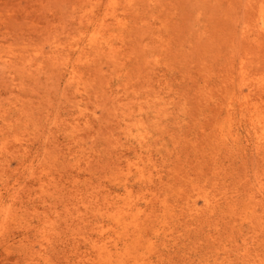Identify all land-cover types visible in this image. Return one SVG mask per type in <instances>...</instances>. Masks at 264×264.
<instances>
[{
	"label": "bare ground",
	"instance_id": "6f19581e",
	"mask_svg": "<svg viewBox=\"0 0 264 264\" xmlns=\"http://www.w3.org/2000/svg\"><path fill=\"white\" fill-rule=\"evenodd\" d=\"M258 1L257 8L255 6L253 8L256 10L254 13L257 17L250 11L254 18L252 15L250 16L253 19L257 18V25H253L258 27V29L254 28L257 35L252 29L253 26L251 29L256 35L255 39L258 37L263 39L264 0ZM167 3V0H76L75 4L71 2L74 4L73 13L69 15L68 9L65 11H68L67 14L69 13V16H65L66 19H70L64 21L67 22L64 27L62 25V28L57 31L55 27L52 30V27V32L46 28L47 31H42L45 33L39 32L40 36H36L35 33V36L40 38V41L35 43L33 41L30 43L33 37H29L28 39L31 38L29 41L25 38L29 35L24 29L26 32L23 36L17 37L19 34H16L18 42L23 43L21 40L23 37L25 40L20 49L19 46H15L13 49L6 50L5 54L4 50H1L3 54L0 53V65L8 68V74L11 77L8 80L9 83H7L9 77L2 78L7 86L4 87V90L0 88L2 89L0 90V242L1 244L6 243L8 249L16 244L23 248L22 251L18 250L21 257L17 256L23 260L17 259L16 264H41V259H46L45 261L49 264L52 263V253L62 246L61 243L57 246L56 242L66 234L65 230L69 231L66 234L69 235V238L65 235L67 241L62 242V248H58L63 250L64 257L59 256L61 251L57 252L59 259L62 258L60 263L64 259L61 264H160L161 261L168 259H198L199 263L200 259H207L205 260L207 262L208 259H213L211 260L213 264H264V71H261L256 64L254 65L252 53L249 50L252 48H245L246 45L249 46L250 39L248 40L249 44H246L248 42L244 40L249 34L246 32H250L249 36H253V34L251 29L246 32L242 31L246 36L242 37L241 34V39L243 38L241 43L238 38L240 34L231 31V34L236 33L237 39H234L235 35L231 36L228 33L231 37L228 36L227 40L233 38L236 44L245 45L244 48L249 52H245V49L238 50L237 46L233 45L238 51L234 49L231 53L233 48L228 42L229 47L226 50H229V54H231L230 60L225 58L228 64L221 65V61L218 63L212 59L213 62L220 64L217 66H220L221 69L224 66L227 67L228 73L227 75L221 74L222 77L224 75L222 84L220 82V86L216 85L220 92H214L217 89L215 87L204 86L205 82L204 90L201 89L202 87L198 88L199 91L202 90V93L207 92L203 93L205 97L201 92L203 96H198L201 97L198 101L204 108H202L203 111L201 110L202 119L196 120L198 115L192 116L194 119L196 118L193 119L195 122L192 120L193 123L199 122L195 127L185 124L189 120H185L184 123L185 126H188L186 129L188 132L191 130L189 127L195 128L197 131L192 132L193 138L189 136V139H193L194 149L188 145L192 144V139L189 143L186 130H183L184 133L181 130L184 129L183 126L179 128L181 130L179 134L183 133L181 138L178 135L179 137L176 138L179 139H174L177 136L174 134V137H169L176 140H171L174 142L171 147L172 145H168V142H164L166 141L164 135L168 134L167 130L171 133L170 129L172 128L168 129L167 125L171 122L167 124V118L168 116L173 117L172 120L174 118L179 120V118L170 112L177 110L168 108L170 111L167 112V95L169 94L167 88L171 86L167 84V68H169L167 58L171 57L170 60L173 58L175 59L172 61L176 60L179 56V54L176 55L179 53L176 52V47L180 41L173 39V42H178L176 50L174 49L175 54L173 58L169 53L167 55V49L170 50V46L167 47V9L169 8ZM174 3L176 6L172 3L173 10L178 4ZM68 6L70 7L69 4L66 7ZM204 8L208 9L199 7V10ZM248 9L250 10V8ZM168 13L170 12L168 11ZM203 14L207 13H200L202 16ZM209 14L206 16L211 17ZM171 15L169 16L172 20L173 14ZM179 17L181 18V16ZM29 18L32 19V17ZM208 19L202 18L204 21ZM180 20L182 21V19ZM211 20L213 18L209 19V21ZM175 21L168 22L170 29L171 24L173 26L177 23H174ZM193 22H189L190 24L187 22L188 26ZM18 24L24 25L23 22H18ZM34 24L37 22L35 21ZM183 25H186V20ZM38 28L41 29V27ZM174 28L171 32L176 33L177 27ZM182 28V26L179 27L177 33L180 29L183 30ZM203 30H205L206 38L207 32H210L209 27ZM183 32L179 33L178 39H184L189 46L187 39L184 38L185 35L181 38ZM199 32L198 30L192 32V36H197ZM193 33H196L195 36ZM168 36L171 38V35ZM175 36L177 37V35H174L176 39ZM208 37L210 41V36ZM195 38L194 40H196ZM199 38H197V42L202 40ZM208 40L206 38V41L202 40L201 43L209 42ZM258 40L259 38L257 41L253 40L255 45H257L256 42H259ZM261 41L257 46H261L260 44H262L261 47L264 46V41L262 43ZM13 45L12 43L8 44V46ZM193 45L189 48L194 47ZM179 46L181 47V43ZM200 47L201 45L198 46V49ZM238 47L241 48V46ZM183 48L186 49L185 46ZM194 48L197 52V47ZM204 48L206 51L207 47ZM204 50L202 52L200 49L204 54L203 58H205ZM186 52L187 54L194 53L193 49L189 53L187 50ZM219 53L218 51L217 55H213L211 58L217 56L221 58L222 51L220 55ZM224 54L223 57H227ZM183 55L189 58L182 53L181 60L185 58ZM211 58L208 59L211 61ZM186 61L188 64L190 60H185V63ZM191 63L193 64V62ZM191 63L184 66L186 68L190 65L188 71L190 68L192 71L198 69L196 72L203 71L199 69L202 62H194V64L200 65V67L194 68L195 70L193 69L194 64ZM20 64L24 65V71L18 68ZM46 67L53 68L55 74L57 73L56 75L64 81L63 95L70 90L73 91V96L70 95L72 99L69 102L64 100L65 103H69L64 107V113H61L62 110L57 112L58 107L53 108L51 105L53 109L57 110L58 108L56 113L53 109L50 110L48 107L45 108L40 104L38 106L35 103L37 105L35 106L37 107L36 112L34 109L26 107L25 103L28 105V102L22 100L24 97L19 98L20 95H17L18 90L20 91L23 86L28 84L30 79L31 81L33 79L36 84L32 82L34 89L32 85L29 87H32L34 92L41 91L40 86L44 81L40 78L42 82L38 81L40 83L38 87L39 83L34 74L36 72L40 74ZM208 67L210 66H207V69ZM176 68L179 70L178 67ZM5 70L3 71L6 72ZM20 70L29 72L28 77L31 78L27 79L26 77L25 79L28 80L26 83L21 80L25 74L22 75ZM144 71H147L146 74L144 73L145 77L143 76ZM211 71L212 69L208 70L209 74L214 76L215 70L210 73ZM18 72L20 78L17 75ZM218 72L216 71L217 74ZM47 73L43 72L42 74L47 75ZM2 74L0 79L3 77ZM201 75L203 73L199 76ZM218 75L220 76V74ZM195 76L193 77L197 80ZM207 76L205 74L204 77ZM219 76L218 80L221 79ZM190 77H192L191 73ZM210 79L206 80L211 82ZM44 80H48L47 83L51 82L45 76ZM53 80L51 83L54 88L56 81ZM56 80L58 82L57 78ZM181 80L184 79H179V82ZM188 81L187 83H189ZM44 83L43 87H45ZM215 83L217 84V82ZM58 86L60 85L58 84ZM189 86L186 87L189 88ZM0 87H2L1 83ZM51 87L48 86L46 89L50 90ZM53 88L51 89L54 90ZM170 88L173 89L172 86L168 89L170 90ZM174 90H170L171 93H177L182 89ZM55 92L53 94L58 93ZM187 92L186 95L189 94ZM31 93L29 91L28 94L33 99L34 95L32 96V94L35 93ZM42 93L35 96H41ZM46 94L47 92L45 96ZM53 94L50 95L53 96ZM177 96L179 97V93ZM192 96L195 98L197 95H193L192 92ZM189 97L191 98V95ZM184 98H182V105ZM203 98L206 103L201 102ZM46 99L47 97L44 100L49 103ZM185 99L188 104V98ZM169 101L172 102V99L169 98ZM177 101L180 102L181 99L174 100L175 106H177ZM34 102L31 103L33 108ZM179 102L178 104L181 106ZM89 103L95 104L97 110L93 109V112L90 110L91 113H89ZM186 103L185 105H187ZM193 103L196 102L193 101ZM191 105H187V109ZM196 106L189 109L188 112L185 111V114L193 111L196 114L198 111ZM98 108L102 116H99ZM109 112L111 115L115 114L113 117H116L113 127L111 123L108 124L110 122L107 120L110 119ZM103 116H108V118L104 119ZM113 117L111 116V118ZM101 119L108 123L100 124L103 123L100 122ZM96 120L101 126L109 128L110 125L112 127L110 129L114 128L115 130L114 133L105 130L108 134H103L102 138L98 135L103 131L95 132L99 137H96L98 141L106 138V140L100 141L101 143L99 142L100 145L105 144L106 141V144H111V148L106 147L112 152H107L106 147H102L103 151L106 150L104 152L109 153L108 156L106 155V159L101 156L103 151L100 154L101 148L98 149L97 139L88 136L94 139L93 142L96 140L95 142L98 143V147L94 148V152L98 151L99 153L98 155L95 153V156L102 157L97 161L98 163L93 161L96 160L94 152L93 156L89 155L90 147H85L89 144L92 147L95 143L91 144V140L88 138L85 141L90 143H83L84 137H86L83 133L94 131L95 129L92 130V128ZM174 127L179 126L174 125ZM242 132L245 135L241 134ZM185 138L188 142V144L184 142L187 144L185 145L186 149L188 150L190 147L189 150L195 151L192 153L193 157L190 156L192 151L187 152L185 148L184 153L182 151ZM112 141L114 142L112 143ZM113 144H116L114 146L116 149ZM226 154L227 160L225 161L223 159ZM91 157H93L92 160ZM204 159L209 165L203 163ZM95 162L99 165L98 167L105 170L104 178L106 180L99 178L102 174L97 175L99 172H96V166L94 170H91V164L94 166ZM167 162L172 163L168 164L169 168H167ZM202 164L205 166H200ZM59 165L63 168L60 169ZM56 166L59 169V176H57L56 170L54 171ZM185 166L186 169L191 167L188 168L190 170L185 171ZM193 169L194 171H192ZM83 171L89 173L90 177L87 178L89 174L85 176ZM95 177H98V181H95ZM49 196L50 198H48ZM14 226L22 227L24 230L21 228L23 231L19 232L18 237L12 233L14 234L12 238L11 232L14 231ZM181 227L188 229H185L187 230L185 232L187 237V233L190 234L188 238L191 241L189 243L193 241V237H199L197 243L203 246L201 249L204 252H200L199 257L195 256L198 258L182 255V251H184L182 247L186 245L187 241L185 240L187 239L184 238L185 243L183 239L181 241L180 237L183 238L184 235V232L180 233L183 235L179 234L178 230ZM177 232L179 236H176ZM192 233L196 236L191 235ZM3 241L4 243H2ZM194 241L192 243H195ZM1 244L0 248H2ZM193 245L194 247L190 243L189 246L192 249L198 248L197 245ZM6 246L2 249H6L5 252H8ZM192 249L189 247L191 252ZM193 252H197V250ZM6 258L11 260V264L15 263L12 262L14 257L10 259L6 256ZM49 259L52 262H49ZM55 261L58 263L59 260ZM168 261L164 264L169 263ZM186 261L184 260V262ZM2 263L4 264L6 261ZM196 264L198 263L196 262Z\"/></svg>",
	"mask_w": 264,
	"mask_h": 264
},
{
	"label": "rangeland",
	"instance_id": "374dc122",
	"mask_svg": "<svg viewBox=\"0 0 264 264\" xmlns=\"http://www.w3.org/2000/svg\"><path fill=\"white\" fill-rule=\"evenodd\" d=\"M75 1L76 0H0V44L2 45L1 47H0V53H1V50H4V54H5V52H6V50H9V49H13L15 46L17 47V46H19V49L21 48V46L23 45V43H25V40H24V37H23V39L21 38V40H22V42L23 43H21V41H19L18 42V39L16 38V34H19V35H17V37L18 36H23L24 35V33L26 32L25 30H27V34L29 35L28 37H25V38H29V37H33V39L30 41V43H35V42H38V41H40L39 39L40 38H38V37H36V36H40V33L41 34H43V33H45V32H42V31H47L46 30V28H49L50 30H51V28H52V30H54V27H55V30L57 31V30H59V29H61L62 28V25H63V27L67 24V22L65 23L64 21H68L69 19H66L67 17H65V16H69V15H71L72 13H73V10H74V4H75ZM170 1H172V2H170ZM167 0V5H168V9H167V47H169V49L170 50H168L167 49V55H168V53L170 54V56H172V58H173V55L175 54V50H176V52H179V53H176V55L178 56V54H179V56L177 57V58H180L179 60L176 58V60H177V62H175V61H172V60H174L175 58H173L172 60H170V58L171 57H168L167 58V66L169 65V68H167V84H169V85H171L172 87H173V89L172 88H170V90H174V88H176L174 91H179L180 89H182L181 91H179V92H172L171 93V91L168 89L169 87H171V86H169L168 88H167V92L170 94H168L167 95V98H168V103H167V112L169 113V109H174V111L175 110H177L176 112H172V111H170L171 113H172V115L173 116H175V117H177V118H179V120L178 119H173L172 120V118L173 117H170V116H168V114H167V116H168V118H167V124H169L170 122V124L169 125H167V127H168V129H170L171 127V129H170V131H171V133L169 132V130H167V133L169 134H167L166 136L164 135V140L166 139V141H164V142H168L167 144L168 145H172L171 147H173V144L172 143H174V142H172V141H176L177 139H179V138H176V137H179L180 136V138L182 137V135H183V130H186L187 129V127L190 125L191 127L192 126H194L195 127V125L197 126V124L199 123V122H197V124L196 123H193L192 122V120L194 119L192 116H194L195 117V115L197 116L198 115V117H197V119L196 120H198V118H201L202 119V112H201V110H202V108H203V106L201 105V103H200V101H198V100H200L199 98H201V97H198V96H203L204 94H205V92L206 91H204L203 93H202V90H200L199 91V89L198 88H200V87H202L201 89H203V87L204 86H209V88L211 87V88H217L216 90H214V92L216 91V93H218V92H220V91H218V86H220V82H221V84H222V78H224V75L226 74L227 75V73H228V69H226L225 68V66H224V68L222 67V69H221V67L220 66H217V65H224V63H226V64H228V62L226 61V59H228V60H230L231 59V54H229V50H226V48L228 49V42H229V44H230V46L233 48L230 52L232 53L233 52V50L235 49V47H233V45H236L237 46V48H238V50L240 49H245V48H252V49H249L250 50V53H252V58H253V60H254V65L256 64L257 65V67L261 70V71H264V46L263 47H261L262 46V44H260L261 46H257V45H259L258 43H260V41H261V43L264 41V35L262 36L263 37V39H260V37H258L259 38V42H256V44L257 45H255L254 44V42H253V40H255V41H257V39L258 38H256L255 39V37H256V35H257V33H255V30L256 29H258V27L256 26V27H254L253 25H257V16H256V13H254V10L255 9H253L254 8V6L257 8V5L256 4H258V0H252V1H250V0ZM176 2V3H178L177 4V7H176V9L175 10H173V8H174V6H176V4L174 3V2ZM240 1H242V2H240ZM255 1V2H254ZM71 2H73L74 4H71ZM253 2H254V5H253ZM172 3H173V5H172ZM200 3V4H199ZM206 3V5H204ZM250 3H252V4H250ZM67 4H69L70 5V7L68 6V7H66L67 6ZM171 4V5H170ZM173 6V7H172ZM207 7L208 9L207 10H205V8L204 9H201V10H199V7H201V8H203V7ZM251 6V7H250ZM178 8V9H177ZM248 8H250V10L248 9ZM68 9V11H69V15L67 14V12H65L66 10ZM180 9V11H177V10H179ZM199 10V11H198ZM205 10V11H204ZM246 10H247V12H249V13H247L246 12ZM168 11L170 12V13H168ZM250 11L251 12H253V14H255V19H253L254 18V15H252L251 13H250ZM178 13L177 15L175 14V13ZM193 14H192V13ZM195 12V13H194ZM207 13V14H203V16L202 15H200V13L202 14V13ZM255 12H256V10H255ZM210 13V14H209ZM67 14V15H66ZM171 14H173V18H172V20L170 19V17L172 16ZM195 14V15H194ZM208 14L209 15H211V17H207L208 16ZM27 15H28V18H27ZM30 15V16H29ZM169 15H171V16H169ZM181 16V18L179 17V16ZM207 15V16H206ZM250 15H252L253 16V18L250 16ZM175 16V17H174ZM199 16V17H198ZM11 17H13V19H11ZM14 17H15V19H14ZM29 17H32V19L31 18H29ZM188 17V18H187ZM194 17H195V19H194ZM17 18V19H16ZM26 18H27V20H29V21H27L26 20ZM202 18H209V19H212L213 18V20H211V21H209V19L208 20H202ZM248 18H250V19H248ZM11 19V20H10ZM180 19H182V21L180 20ZM187 19H189V20H187ZM195 20V22H193L194 20ZM9 20H10V22H9ZM16 20V21H15ZM176 20V21H175ZM185 20H186V25H183L184 23H185ZM4 21H5V23H4ZM35 21L37 22V24H34L35 23ZM170 21H175L174 23H176L175 25H173L172 26V24H171V29H170V24L169 23H173V22H170ZM180 21L182 22L181 24H180ZM191 21L193 22L191 25H189L188 26V24H190L191 23ZM197 21H199L198 23H197ZM18 22H23L24 23V25H22V26H20L21 24H18ZM169 22V23H168ZM187 22H188V24H187ZM190 22V23H189ZM251 23L252 22V24H249V23ZM4 23V24H3ZM29 25H28V24ZM195 23H196V25H195ZM6 24V25H5ZM59 25H61V26H59ZM194 25V26H193ZM205 25H206V27H205ZM249 26V27H246V26ZM6 26H8L7 28H6ZM58 26V27H57ZM174 26H176L175 28H176V33L174 32V31H172L171 32V30H172V28H174ZM183 27L182 29L184 30V32H183V30H179V33L182 31L183 33H182V35H181V38H183V35H185V37L184 38H186L185 40L188 42V44H189V46L186 44V42L184 41V39H181V40H179L178 39V37L180 36V34L179 33H177V31H178V28L179 27ZM187 26V27H186ZM204 26V27H203ZM242 26H244V27H242ZM252 26H253V28H252ZM38 27H41V29L40 28H38ZM44 27V28H43ZM57 27V28H56ZM195 27H199V28H195ZM201 27V28H200ZM207 27H209V31L210 32H207V34H206V38H207V40L209 39V37L208 36H210V41L209 42H204L203 44L201 43L202 42V40H205L206 41V38H205V30H203V29H207ZM35 28V29H34ZM174 28V29H175ZM203 28V29H202ZM212 28V29H211ZM253 29V31H254V33L256 34V35H254V33L252 32V29ZM254 28H256V29H254ZM25 29V30H24ZM38 29H40V30H38ZM48 29V30H49ZM190 29V30H189ZM200 29H202L200 32H199V30ZM211 29V30H210ZM251 29V30H250ZM24 30V32L21 34V32ZM52 30H51V32H52ZM170 30V31H169ZM186 30H187V32L189 31V33L187 34V32H186ZM198 30V32H199V34H197V36H195V34H194V36L196 37H193L192 36V32H196ZM251 31L252 32V34H253V36L252 35H250L249 36V34H250V32H246V31ZM168 31H169V33H168ZM207 31V30H206ZM231 31H233V32H235L236 31V33L237 34H240L239 36H238V38H239V40L241 41V43H242V39H241V34H242V37H243V35L244 36H246V34H248L246 37H248L249 36V38H247L246 39V37H245V39L244 40H246L245 42H248V43H246V44H249V39H250V44H249V46L248 45H246V47L244 48V46L245 45H243L242 46V44L241 43H239V44H236V42L235 41H233L235 38L237 39V37H236V33L234 34H231ZM242 31H244V32H246V34H243V32ZM33 32H34V34H33ZM40 32V33H39ZM51 32H48V33H51ZM203 32V33H202ZM35 33H36V36H35ZM47 33V32H46ZM175 33V34H174ZM184 33H186V34H184ZM191 33V34H190ZM213 33V34H212ZM228 33H230V35L232 36H234V39L232 38L231 40H227V37L229 36V37H231ZM21 34V35H20ZM54 34V33H53ZM190 34V35H189ZM209 34V35H208ZM168 35H171V38H169L170 36H168ZM174 35H177V37H176V39L174 38ZM208 35V36H207ZM213 35V36H212ZM25 36H26V34H25ZM198 36H201L200 38L198 37ZM255 36V37H254ZM35 37H36V39H35ZM251 37V38H250ZM253 37H254V39H253ZM16 38V39H15ZM188 38H189V40H188ZM194 38L197 40V38H199L201 41H199V42H197L196 40H194ZM20 39V38H19ZM31 39V38H30ZM30 39H28V41L30 40ZM173 39L174 40H178V41H180L179 42V44H178V42H173ZM229 39V38H228ZM253 39V40H252ZM14 40H16V41H14ZM196 41V42H194V41ZM225 40H226V42H225ZM33 41V42H32ZM192 41V42H191ZM193 42L195 43V46L193 45ZM233 42H235V43H233ZM11 43H12V45H13V43H17L16 45L14 44L13 46H8V44L9 45H11ZM29 43V42H28ZM169 43V44H168ZM180 43H181V47L183 46H185V48L186 49H184L183 47H182V49H181V47L179 46L180 45ZM190 43H191V45H193L194 47H197V49H198V46H200L201 45V47L197 50V52L195 51L196 49L194 48V47H192V48H189V47H191V45H190ZM198 43V46H196V44ZM199 43H201L200 45H199ZM226 43V44H225ZM237 43H238V41H237ZM175 44V45H174ZM176 44H178L177 45V47H176ZM182 44H185V45H182ZM225 45H227V46H225ZM264 45V44H263ZM207 47L206 48V51L204 50L205 48L204 47ZM238 46H241V48L240 47H238ZM175 47H176V49H175ZM223 47H225V49H223ZM243 47V48H242ZM237 48L235 49V50H237ZM18 49V48H17ZM16 49V50H17ZM171 49H172V51H174L173 52V54H172V51H171ZM175 49V50H174ZM181 49V50H180ZM192 50L193 49V51H194V53H191L190 52V50ZM200 49H201V51L203 52V50H204V52H205V58L207 57V59L205 60V58H203L202 57V55H204L203 53H201V51H200ZM186 52V50L188 51V53L190 54H187V52L185 53L184 51ZM237 50V51H238ZM249 50H246L245 49V52L247 51V52H249ZM220 52L221 53V51H222V54H221V58H218L219 56H217L216 58H218V59H216L215 57L214 58H211L213 55L215 56V55H217V52ZM242 51V50H241ZM253 51V52H252ZM182 53L183 54H185V55H187V57H189V58H186L184 55V57L186 58H184V60H181L182 59V57H181V55H182ZM220 53H219V55H220ZM223 53H225L224 55H227V57H223ZM1 54H3V53H1ZM181 54V55H180ZM194 54V55H193ZM175 55V56H176ZM192 56V57H191ZM210 56V57H209ZM230 56V57H229ZM191 58H192V61H191ZM203 58V59H202ZM208 58H211V61H210V59H208ZM225 60H224V59ZM187 59H189L190 61H188V64L189 63H191V62H193V64H194V62H202L203 64H201V68H199V69H201V70H203L202 72H196L197 70H195L196 69V67H200V65L198 64V65H196V64H192L193 65V69L195 70V71H192V70H190V69H192V68H190L189 69V71H188V67H190V65L188 66V67H184V66H187L188 64H187V61H186V63H185V60H187ZM212 59H215L218 63H220V61H221V63L220 64H218V63H215V61L213 62L212 61ZM180 60H181V62H180ZM179 62V63H178ZM185 64H184V63ZM214 64H213V63ZM22 64H20L19 65V67L18 68H21L23 71H24V65H22ZM179 65V66H178ZM1 66V65H0ZM21 66V67H20ZM203 66L205 67L204 69H203ZM207 66H210V67H208V69H207ZM217 66V67H216ZM1 67H4V68H1ZM0 67V76H1V74L3 75V77H1V79L0 80H2V78H7V77H9V78H7V83H9L8 82V80L10 79V77H11V75L10 74H8L9 72H8V68H5V66H1ZM172 69H171V68ZM176 67H178L179 68V70L176 68ZM216 67V68H215ZM51 68V67H50ZM50 68L49 67H46V69L44 70V71H42L40 74H42L43 72L44 73H47V71H48V73H47V75H44V74H42V75H40V74H37V73H39V72H36V74H34V77H37V79H36V81L38 82V81H40V83L42 82L41 80H43L44 82H42V85L40 86L41 88H40V90L41 91H35L34 92V87H33V83L32 82H35L33 79H32V81H31V79L28 81V80H26L25 78L27 77V79H29V78H31V77H28V75H29V72L27 71L26 72V70H25V72H22L21 70L19 71L22 75H24V77H23V79H21V80H23L22 82H25L26 83V81H28V84H26L25 86H23L21 89H20V91L18 90V93H17V95H20L19 96V98H22V97H24V98H22V100H25L24 102H28V105H27V103H25V105H26V107H28L29 109H36L37 107H35V106H39V104L41 105V106H45V108L46 107H48V109H50V110H52L53 108H56V107H58L59 108V110H58V108H57V110L56 109H53V111L54 112H59V111H61V113H64V111H65V108L64 107H66V105H69V103H65V101L66 102H69L70 101V99H72V97L70 96V95H72L73 94V91L72 90H70V91H68V93L66 92L64 95L62 94V93H64V92H62L63 90H64V88H65V83H64V81L62 80V79H60L56 74H55V72H54V70H53V68H51V71H49L50 70ZM185 68V69H184ZM209 68H211L212 69V71L214 72V70H215V73H216V71L218 72V74H220V76L216 73V75H215V73H214V76L213 75H211V74H209V72H208V70H211V69H209ZM218 68V69H217ZM4 69H6L5 71L6 72H4L3 70ZM214 69V70H213ZM217 69V70H216ZM221 69V70H220ZM206 70H207V73H206ZM46 71V72H45ZM172 71V72H171ZM192 71V72H191ZM212 71L210 72V73H212ZM19 72H18V77L20 78V74H19ZM31 72V71H30ZM51 72V73H50ZM147 73V71H144L143 72V76ZM192 74V77L193 76H195V75H198V76H195L196 77V79L197 80H195V78L193 77V79H191L192 77H190V73ZM195 74H194V73ZM222 72V73H221ZM5 73V74H4ZM145 73V74H144ZM180 73V74H179ZM196 73H199V74H196ZM201 73H203V75H201V76H199ZM225 73V74H224ZM27 74V75H26ZM50 74V75H49ZM51 74H53V75H51ZM205 74H206V76L209 74V76H212V77H209V76H207V77H204L205 76ZM221 74H224L223 75V77H222V75ZM10 75V76H9ZM36 75V76H35ZM40 75V76H39ZM45 76V78H49L50 80H51V82H52V80L53 81H56V83L54 82V88H53V84L49 81L48 83H47V81L46 80H44V76ZM182 75V77H180ZM47 76V77H46ZM146 76V75H145ZM144 76V77H145ZM203 76V77H202ZM218 76L221 78H219L220 80H218ZM17 77V76H16ZM17 77V78H18ZM33 77V78H34ZM39 77V78H38ZM40 78H41V80H40ZM43 78V79H42ZM56 78L58 79V82H57V80H56ZM170 78V79H169ZM210 79L211 80V82L209 81H207L206 79ZM179 79H184V80H189L188 82L189 83H187V81H185L184 82V80L182 81H180L179 82ZM191 79V80H190ZM217 79V80H216ZM4 80V79H3ZM3 80L2 81H0V83H1V86L2 87H0V88H2L3 90L6 88V82H3ZM20 80V81H21ZM25 80V81H24ZM171 80V81H170ZM176 80V81H175ZM214 83H213V82ZM219 81V82H218ZM11 82V81H10ZM60 82V83H59ZM168 82H170V83H168ZM177 82V83H176ZM179 82V83H178ZM182 82V83H181ZM204 82H205V85H204ZM215 82H217V84L215 83ZM5 83V84H4ZM24 83V84H25ZM29 83H31V84H29ZM39 83V82H38ZM37 83V84H38ZM40 83L38 84V87H39V85H40ZM43 83H44V86L45 87H43ZM192 83V84H191ZM194 83H195V85H196V88H195V85H194ZM201 84L200 86L198 85V84ZM208 83V84H207ZM35 84H36V82H35ZM45 84H48V85H45ZM55 84H57L56 86H55ZM58 84L60 85V86H58ZM179 84V85H178ZM188 84V85H187ZM189 84H191L190 86H189ZM219 84V85H218ZM30 85H32V87H33V89H32V87L30 88L29 86ZM204 85V86H203ZM216 85H218L217 87H216ZM35 86V85H34ZM51 87V88H53L54 90H57L58 88V90L56 91V92H58V93H56L54 90H52L51 88H50V90H49V88H48V90L46 89V87ZM63 86H64V88H63ZM186 86H189V88L188 87H186ZM192 86V87H191ZM5 87V88H4ZM37 87V86H36ZM36 87H35V90H36ZM61 87V88H60ZM30 88V89H29ZM44 88V89H43ZM185 88V89H184ZM205 88V87H204ZM2 89H0V90H2ZM178 89V90H177ZM189 89V90H188ZM191 89V90H190ZM194 89H196V90H194ZM220 89H221V87H220ZM204 90V89H203ZM29 91H30V93L32 92V93H35V94H32V96L34 97H32L33 99H31V97H29V95L30 94H28L29 93ZM170 91V92H169ZM183 91H185L184 93H183ZM186 91H188L189 92V94H185L186 93ZM195 91V92H194ZM37 92V93H36ZM41 92H43L42 94H41V96L43 97H41V96H37L38 98H40V100H38V98L35 96V95H39V93H41ZM47 92V94H46V96H45V93ZM53 92H55L56 94H53ZM187 92V93H188ZM192 92H193V95H197V96H195V98H196V101H195V98L192 96ZM203 94V95H201V93ZM22 93V94H21ZM26 93H27V95H26ZM178 93H179V97L177 96L178 95ZM183 93V94H182ZM207 93V92H206ZM25 94V95H24ZM44 94V95H43ZM53 94V96H51V95ZM21 95H23V96H21ZM57 95V96H56ZM59 95V96H58ZM61 95V96H60ZM183 95H185V96H183ZM191 95V98L189 97ZM47 97V99H48V101H49V103L47 102V101H45L44 100V98L45 97ZM66 96H67V98H66ZM73 96V95H72ZM173 98H172V97ZM176 96V97H175ZM56 97V98H55ZM187 97L188 98V104L186 103L187 102V100L185 99V98ZM204 97H205V95H204ZM37 98V99H36ZM62 98V99H61ZM169 98H170V100L172 99V102L174 103V100L176 101V99H181V101L179 102V101H177V106H175L176 104L174 103V107L176 108H174L173 106H172V102L171 101H169ZM182 98H184V100H183V105H182ZM194 98V99H193ZM46 99V100H47ZM66 99V100H65ZM204 99L205 98H203V99H201V102L202 101H204ZM29 100V101H28ZM43 100V101H42ZM51 100H53V101H51ZM55 100V101H54ZM65 100V101H64ZM186 100V101H185ZM192 100V101H191ZM223 100V99H222ZM32 101V102H31ZM35 101V102H34ZM193 101L194 102H196V103H193ZM34 102V104L35 103H37V105L35 104H33L34 105V108H33V106H31L32 104L31 103H33ZM62 102V103H61ZM169 102H171V104L169 105ZM178 102L179 103H181V106H180V104H178ZM191 102V103H190ZM205 102V101H204ZM29 103H30V105H29ZM44 103V104H43ZM48 103V104H47ZM52 103H57V104H55V105H53ZM185 103L189 106V104L191 105L192 103L194 104V106H196V105H198V106H196V107H198V111L197 110H195V111H197L196 112V114H194L195 112L193 111V112H189L188 114H185L186 112H188L189 111V109H193V104L190 106V107H188V109H187V105H185ZM206 103V102H205ZM205 103H204V107L206 106L205 105ZM43 104V105H42ZM58 104H59V106H61V107H59L58 106ZM51 105L53 106V108L51 107ZM65 105V106H64ZM92 105V106H91ZM31 106V107H30ZM40 106V107H41ZM88 107H89V109H88V112L89 113H91V111L94 109H96L97 110V107L95 106V104H93V103H89V105H88ZM91 107V108H90ZM44 108V107H43ZM62 108V109H61ZM169 108V109H168ZM179 109V110H178ZM204 109V108H203ZM64 110V111H63ZM91 110V111H90ZM169 110V111H168ZM181 110V111H180ZM36 111V110H35ZM186 111V112H185ZM203 111V110H202ZM37 112V111H36ZM56 112V113H57ZM93 112V111H92ZM98 113H100L99 114V116H102V113H101V111H100V109L98 108ZM170 113V114H171ZM181 114V115H179L178 116V114ZM108 114V113H107ZM110 114V115H109ZM109 118L110 119H107L108 121H110L109 123H108V121L106 122V121H104V120H102L101 119V121L100 122H103V123H100V124H106V123H108V124H110L111 123V126L113 127V125H115L114 123H115V119H116V117H113L115 114H113V115H111V113L109 112ZM169 114V115H170ZM176 114V115H175ZM183 114V115H182ZM192 114V115H191ZM191 117H190V116ZM104 116H106V115H104ZM102 117V118H104V119H106V118H108V116L107 117ZM111 116L113 117V118H111ZM190 117V118H189ZM171 118V119H170ZM111 119H113L112 121H111ZM170 119V120H169ZM194 119V120H195ZM176 120H178V121H176ZM185 120H189V122L187 123H185ZM193 120V121H194ZM173 121V122H172ZM174 121H176V122H174ZM199 121H201L200 119H199ZM98 120H96L95 122H94V125H93V128H92V130H94V131H89V132H85V134L83 133V135H85L86 137H84V141L88 138V139H90L91 140V144H94L95 143V145H92V147H91V145L88 143V142H84L83 141V143H88L89 145H87V146H85L86 148H88V147H90L89 149H88V152H89V155L90 156H93V154H94V158H96V160H93V161H98L99 159H102V157H105V159H106V155L108 156L109 155V153H107V152H112L111 151V149L109 150L108 148L111 146V144L110 143H108V144H106V142H105V144L103 143L102 145H100V141H102V140H106V138L105 139H101L102 137H104V135L103 134H105L106 133V131L108 130V132H111V133H114L115 132V130H114V128L111 130L110 128H112L110 125H109V128H106V127H108V126H101L100 124H98ZM106 122V123H105ZM195 122V121H194ZM180 123H182V125H179ZM186 125H188V126H185V124ZM98 124V125H97ZM107 124V125H108ZM175 126H179V127H174V125ZM183 126V127H182ZM102 127H104V128H102ZM115 127V126H114ZM184 128V129H181L182 130V132L183 133H181V134H179V131H181V130H179V128ZM191 127H189L191 130L188 132L187 130V132L185 131V133H187V139H188V142L189 141H191V139L193 138V133L192 132H197L196 131V129L195 128H191ZM174 128V129H173ZM197 128V127H196ZM174 130V132H172L173 130ZM101 132V131H103V132H101L102 133V135H101V133L99 132V131ZM106 130V131H105ZM114 130V131H113ZM176 130V131H175ZM189 130V129H188ZM96 131H98L99 133H100V135H98L99 137H101L99 140L100 141H98V139L97 138H99L96 134H95V132ZM113 131V132H112ZM241 131H243V130H241ZM92 132H93V134H92ZM88 133H90V134H88ZM99 133H97V134H99ZM106 134H108V133H106ZM105 134V135H106ZM173 134H174V136L175 135H177V136H175V138L174 139H176V140H172V139H170L169 137L170 136H172V137H174L173 136ZM190 134V135H189ZM241 134H243V135H245L244 134V132H242ZM95 135V136H94ZM111 135V134H110ZM109 135V136H110ZM179 135V136H178ZM88 136H93L94 137V139L96 138L97 139V142L99 143V147L97 146V142H93L92 140H94V139H91L90 137H88ZM108 136V135H107ZM192 137L191 139H189L190 137ZM186 137V136H185ZM108 138V137H107ZM168 138V139H167ZM183 138H184V136H183ZM87 139V140H88ZM170 139V140H169ZM168 140V141H167ZM172 140V141H171ZM245 140V139H244ZM114 141H112V143H113ZM123 142H124V139H123ZM171 142V143H170ZM184 142H186L187 144H188V142L186 141V138H185V140H183V143ZM190 143V142H189ZM187 144H185L184 143V147L182 148V151H183V153H184V148L186 149L187 147H185V145H187ZM116 144H113V147L115 146ZM190 147H191V149H194L193 148V139H192V144L190 143V144H188ZM95 146V147H94ZM103 146H108V148L106 147V149L108 150L107 152H104V151H106V150H104L103 151V149H102V147ZM188 146V147H189ZM96 147H98V149H100V154H101V152H102V154L104 155H102L101 154V158H98V151H96V152H94V148L96 149ZM112 147V150H114V148L116 149V147H114L113 148ZM119 148H120V145L118 146ZM180 147H182V146H180ZM189 147V148H190ZM111 148V147H110ZM189 148H188V150H187V152H189V151H192V152H190L191 153V157H193V155L194 154H192V153H194L195 151L194 150H189ZM59 149V148H58ZM62 149V148H61ZM91 150V151H90ZM180 151H181V148H180ZM94 152V153H93ZM186 152V151H185ZM92 155H91V154ZM95 153L97 154L96 156H95ZM105 153V154H104ZM107 153V154H106ZM190 153H188V154H190ZM224 154H225V152H223ZM187 154V153H186ZM187 154V155H188ZM225 156H227V154L226 155H224V158H225ZM223 157V156H222ZM92 158L93 157H91V160H92ZM237 158V157H236ZM104 159V158H103ZM90 160V161H91ZM205 160V159H204ZM204 160H202V161H204ZM223 160H227V157L225 158V159H223ZM84 161V160H83ZM96 162H95V164H94V166H93V164H91L92 165V168H91V170H94V168H95V166H96V168H97V171L96 172H99L97 175H101L102 174V176L101 177H99V178H103L102 180H106L104 177V175H105V170H103V168H101V167H98L99 165H97L96 164ZM104 162H106V161H104ZM207 161L205 160V162H203L204 164H208L209 165V163H206ZM208 162H209V160H208ZM98 163V162H97ZM171 162H167V168H169L168 167V164L169 165H171L170 164ZM227 163V162H226ZM228 163H229V161H228ZM83 164V163H82ZM84 164H85V161H84ZM83 164V165H84ZM196 164H197V162H196ZM204 164H202V165H200V166H205ZM15 166V165H14ZM13 166V168H15ZM60 166V165H59ZM58 166V167H59ZM190 166H193V165H190ZM188 167V166H187ZM60 169H62L63 167H59ZM163 168V167H162ZM185 169H186V166L184 167ZM188 168H191V167H188ZM186 169L185 171H189L190 169ZM100 169H101V171H100ZM56 170V171H55ZM58 168H57V166L56 167H54V171L56 172V174H57V176H59V172H58ZM168 170V169H167ZM192 171H194V169L192 170ZM195 171H197V170H195ZM61 172V171H60ZM87 172H90L89 170H87ZM86 171H85V173H84V171H83V173L85 174V176H86V174H89V173H87ZM100 172H102V173H100ZM193 173V172H192ZM194 173H196V172H194ZM96 175V176H97ZM88 177H90V174L89 175H87V178ZM98 179V177H95V181H98L97 180ZM190 189V188H189ZM48 198H50V196L48 197ZM16 225V224H15ZM17 225H19L18 223H17ZM16 225V226H17ZM16 226H14V228H13V232H11V234L12 233H15V237H18L19 236V232L21 231H23V230H21V228H20V230H19V228L18 227H16ZM185 229H187V228H185V227H181L178 231H179V234L180 233H182V232H184V235L183 234H180V235H183V238L182 237H180L181 238V241H182V239H183V242L185 243V241H187L185 244L186 245H184L183 243V247H182V245H181V247H182V249L184 250V251H182V255H184V256H186V257H192L193 256V258H198L199 256V254H200V252L202 253V252H204V250L202 251V249H203V246L202 245H200V243H197V242H199V237H197L195 234L193 235V233L191 234V235H193V236H196L197 237V240H196V237H193V241L195 242V243H192V242H190L191 243V245H192V247H194V245L193 244H195V246L197 245L198 246V248L197 247H195V248H193L192 249V247L191 246H189L190 245V243H189V241H191V239L190 238H188L189 237V235L190 234H188L187 233V235H188V237L186 236V232L185 231H187V230H185ZM68 232L69 231H66L65 230V233L66 234H68ZM167 233H170V231L168 232L167 231ZM63 234H64V232H63ZM65 234V235H66ZM179 234H178V232L176 233V236H179ZM14 234H12V238L14 237L13 236ZM65 235H63L61 238L63 239H61V238H59L58 240H57V242H56V244H57V246H59V244L61 243V245L62 246H59L58 248H62L63 247V243L62 242H65V241H67V239H65ZM68 236V238H69V235H66V237ZM190 237H192V236H190ZM169 238V237H168ZM184 238L185 239H187V240H185L184 241ZM2 243H4V241L2 242ZM188 243H189V245H188ZM0 244H1V242H0ZM11 244V243H10ZM2 245V248L4 247L5 248V246H6V243L5 244H1ZM5 245V246H4ZM20 245V244H19ZM16 246H17V248H16ZM56 246V247H57ZM188 250V251H190L191 252V250H189V247L192 249V252L195 250H197V252H193V254H191V253H187L188 251L185 249V248ZM188 247V248H187ZM199 247H200V250H198L199 249ZM2 248H0V253L1 254H4V255H1L0 254V256L2 257V259H1V257H0V264H3L2 262H5L6 261V263L7 264H9L10 263V261L11 260H9V259H7L6 258V256H8V258H12V257H14L15 258V256H16V259H14V258H12V262H15V263H13V264H16L17 263V259L18 260H20L19 258L21 257V253L19 252L21 249L23 250V248L21 247V246H18L17 244L15 245V246H12V248H9L8 249V247L6 246V248H7V250H8V252L11 254H9L8 252H5L6 251V249L5 250H3ZM56 249L53 253H52V255H51V258L53 259V262L52 261H50L51 259H49V262H52L53 264H59L60 263V259H62L61 257H60V259H59V256H63L64 257V255L63 254H65V253H62V249L60 250V249ZM202 248V249H201ZM15 249V250H14ZM17 249V250H16ZM19 250V251H18ZM21 250V251H22ZM4 253H3V252ZM59 251H61V252H59ZM16 252V253H15ZM17 252H19L18 254H17ZM57 252H59L60 253V255L58 256L57 255ZM58 253V254H59ZM195 253V254H194ZM197 253V254H196ZM8 254V255H7ZM12 254H13V256H12ZM56 254V255H55ZM10 255V256H9ZM20 255V256H19ZM188 255H190V256H188ZM17 256H19V258L17 257ZM52 256H55V257H52ZM56 256H57V258H56ZM195 256H198V257H195ZM57 259V261H58V263H56V259ZM8 261H7V260ZM4 260V261H3ZM21 260H23V259H21ZM20 260V261H21ZM42 260H46V259H41V264H49L47 261H45V262H43ZM48 260V259H47ZM168 260H170V261H168ZM168 260H166V261H168L169 263H166V264H170V262L172 263L173 262V264H186V263H188V264H193L194 262H195V264H196V262L198 263V264H204L205 262H207V261H205V260H207V259H200V263L196 260V259H192V260H190V259H168ZM184 260L186 261V260H188V261H186V262H184ZM196 260V261H195ZM211 260H213V259H208V262L207 263H205V264H213V261H211ZM20 261H18V262H20ZM64 261V259L62 260V262ZM165 260L162 262L161 261V263L160 264H164V262H166ZM194 261V262H193ZM55 262V263H54ZM61 262V263H62ZM6 263H4V264H6ZM52 263H50V264H52ZM60 263V264H61ZM11 264V263H10Z\"/></svg>",
	"mask_w": 264,
	"mask_h": 264
}]
</instances>
